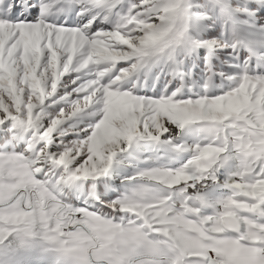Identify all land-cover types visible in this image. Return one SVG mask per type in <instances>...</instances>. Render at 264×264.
<instances>
[{
    "label": "snow or ice",
    "instance_id": "1",
    "mask_svg": "<svg viewBox=\"0 0 264 264\" xmlns=\"http://www.w3.org/2000/svg\"><path fill=\"white\" fill-rule=\"evenodd\" d=\"M0 264H264V0H0Z\"/></svg>",
    "mask_w": 264,
    "mask_h": 264
}]
</instances>
